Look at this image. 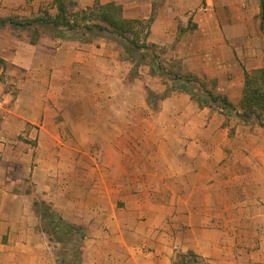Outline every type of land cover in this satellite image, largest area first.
I'll return each instance as SVG.
<instances>
[{"label":"crops","instance_id":"crops-1","mask_svg":"<svg viewBox=\"0 0 264 264\" xmlns=\"http://www.w3.org/2000/svg\"><path fill=\"white\" fill-rule=\"evenodd\" d=\"M45 1L55 12L9 4L34 17ZM74 1L120 7L165 72L234 106L264 67L260 0ZM117 42L0 30V264H58L46 208L79 229L82 264H264V129L186 93L160 100L171 77L150 58L135 69Z\"/></svg>","mask_w":264,"mask_h":264},{"label":"trees","instance_id":"trees-1","mask_svg":"<svg viewBox=\"0 0 264 264\" xmlns=\"http://www.w3.org/2000/svg\"><path fill=\"white\" fill-rule=\"evenodd\" d=\"M53 5L56 9L53 16L43 12L40 16L27 20L3 18L0 19V28L8 24L13 30L31 31L30 45H35L46 32H50L51 35L48 36L52 39H69L81 43H90L95 32L106 33L113 36L116 41L119 39L118 42L121 43L127 59L134 62L135 69L150 58L157 74L171 77L173 84L159 98L160 100L175 91L186 93L199 108L215 109L227 118L232 117L245 125L254 124L264 129V67L244 74L242 99L238 106H234L227 98L208 90L204 83L193 75L165 72L161 65L155 63L158 58L157 48L153 45L140 44L137 32L135 35V26L142 23L123 19L120 7L114 4L95 3L91 8L80 10L74 0H53ZM260 22L264 36V0H260ZM142 50L144 53L140 54ZM151 72H154L153 69ZM42 219L46 223V232L58 238L55 239L56 242L61 243L62 239H65L70 244V251L60 257L58 264H82L81 245L77 241H71L72 237H78L79 229L63 222L50 212L49 208L43 210ZM174 264L203 263L194 253L187 252L177 254Z\"/></svg>","mask_w":264,"mask_h":264},{"label":"rangeland","instance_id":"rangeland-1","mask_svg":"<svg viewBox=\"0 0 264 264\" xmlns=\"http://www.w3.org/2000/svg\"><path fill=\"white\" fill-rule=\"evenodd\" d=\"M27 1L30 2V0H27ZM46 2L47 1L43 2L42 6H40L39 15L38 16H40L43 12H47L49 15H52V16L56 13V9H55V12L54 11L52 12V9L50 7V3L47 4ZM30 8H32V7H29L28 4L24 5V7H23L22 4L10 5L9 4V0H0V19H3V18H14L16 20H27V19H33V18L37 17V16L33 17L32 14H28V13L26 14L25 13ZM0 30L6 31L7 35L15 36V37H18L20 39H25V40L28 39V41L30 40V38H31L30 36L32 35L31 31L29 32V31L13 30L12 28H10V26L8 24H6L3 28H0ZM49 34H50V32H46L43 35L48 36ZM94 36L106 37V39H110L111 38V35H108L106 33H98V32L93 33L92 34V38ZM117 44H118V42H117ZM117 47L121 50L122 55L124 57H126V54L124 53V51H122V46L118 44ZM163 61H165V59L162 60V62ZM54 239H58V238L54 237ZM57 247H58V250H59V256L60 257L65 255V253L67 254L68 251H70V248H71L70 245L68 244V242L65 239H62L61 243Z\"/></svg>","mask_w":264,"mask_h":264}]
</instances>
